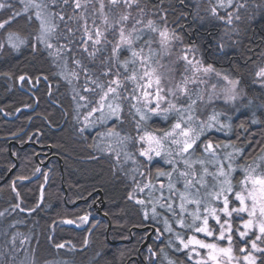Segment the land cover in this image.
Instances as JSON below:
<instances>
[{
  "label": "trees",
  "instance_id": "1",
  "mask_svg": "<svg viewBox=\"0 0 264 264\" xmlns=\"http://www.w3.org/2000/svg\"><path fill=\"white\" fill-rule=\"evenodd\" d=\"M71 1L64 6L63 0H60L57 6L62 9L61 13L65 15L66 20L71 10ZM203 1L204 3L198 4V0H184L181 4L180 0H138V13L140 9H144L146 15L141 14V19L145 22L147 19H153L159 23L160 17L166 11L167 27L180 37L179 47H194L206 66L212 65L215 72L227 76L228 79L240 81L244 92H247V100H244L246 106L241 107L239 111L234 109L235 113L232 111L225 113L218 107L210 113V115L214 112L220 113L221 122L229 127L219 131L216 128L206 130L198 141L200 147L191 156L186 154L189 161L195 162L193 168L196 174L203 175V167L199 166V161H205L204 167L209 166L208 171L215 173L219 163L227 164V153H234L236 149H240L241 155L234 157L233 166L237 168L231 178L237 190L242 178L239 167L252 164L264 154V93L261 89L251 87L255 81V69L260 65V58L264 52V0H233L231 8L218 10V14L223 17L227 16L228 11L235 12L240 17L236 19V28L233 32V35L239 38V46H227L223 50L220 49L218 39L225 26H222L220 19L210 13L217 0ZM224 2L227 3V0ZM240 4L244 7H237ZM156 5L162 9L159 16L155 14ZM52 10L54 11L50 7V11ZM3 19L5 16L0 15V21ZM54 21L59 25L57 34L63 33L65 25L59 20V16ZM70 23L73 26L74 19ZM35 30H38L36 22L29 24L25 15L18 18L10 28L3 30L5 33L15 32L25 40V45L15 51L4 41L0 43L4 45L0 48V182L14 168L10 177L4 183H0V215L9 212L7 216L0 218V252L3 254L0 264H5L10 255L9 243L13 245L15 241H20L16 236V239L12 238L11 225L6 226L9 221L20 222L22 226L17 227L18 230L28 233L26 236L32 245L27 253L34 258L36 264H44V260L41 259H49L51 264H65L64 261L67 264H148V261L150 264H168L169 260L175 264H193L188 261L186 252L175 250L178 245L176 233L186 239L188 235L193 234L191 230L179 228L175 219L168 214L167 218L173 232L163 231L166 210L159 206L163 203L159 200L161 196L159 188L162 182L165 186L163 196L168 197L169 178L167 176L158 178L156 175L158 167L164 172L173 171V166L166 163V160L177 161L176 167L180 171L185 170L184 161L175 154L163 155V159L156 158L158 164L150 168L151 183L157 189L151 196L154 202L158 201L157 217L152 216V203L145 206L135 203L136 199H150L149 190L146 189L143 193L136 192L134 198L130 200L128 197L134 192V186L113 172L115 166L110 162V157L102 156L95 160L92 157L94 154L90 151L98 136L108 131L113 122L109 121L106 124L95 122L85 131H81L85 126L84 115L88 109L81 107L80 112H76L69 85L55 72L59 70L54 64V58L38 44L34 38ZM145 32L144 39L156 35L148 33L146 29ZM60 43L64 41L61 39ZM142 44L143 40L138 41L137 49ZM108 50L110 51V48ZM129 55L130 53L125 51L121 60ZM152 57L159 59L160 53L152 52ZM63 60L68 69L66 71L69 72L71 60L67 56H64ZM84 60L91 68L92 62L86 55ZM41 74L48 79L41 80L37 86L35 85L36 91L32 92L34 98L18 89L19 76L30 75L35 82V77ZM80 85L85 86L84 83ZM21 87L30 91L26 82ZM35 102L32 112L21 111L15 120L6 119H12L22 107L32 108ZM180 107L186 106L179 105L178 108ZM204 111L208 115L206 110ZM123 115L124 123L116 125L113 131L129 137L136 136L135 124L128 114L127 105L124 106ZM95 116H99V113H95ZM177 118L178 114L175 112L169 114L167 121L161 116H153L142 122V128L144 131L161 135L163 131L170 129L171 123ZM253 120L256 123H253ZM196 130L198 131V128ZM208 141L214 145H221L216 149V157L203 151V144ZM39 150L48 154L39 155ZM217 157L219 161L215 159ZM45 162L47 164L43 165ZM143 171L145 172L143 183L145 181L147 183L148 166L143 168ZM172 183L177 190L175 203L179 211V192L184 191V179L179 176V172L173 174ZM203 183H207L209 190H212L217 181L212 175H207L204 176ZM196 188H199V195L196 194ZM189 191L195 198L207 200L205 189L199 184ZM98 192L101 193L104 202L100 215L94 209ZM233 205L237 206L236 202ZM203 207L202 204L201 209ZM192 209V205H189L188 210ZM145 211L148 213L147 219L144 216ZM83 216H87L88 221L83 222L86 228L81 231L59 224L65 220L75 222ZM187 222L191 223L190 216L187 217ZM145 227L154 228L155 232L147 246L141 249L146 234L151 230L140 231ZM157 229L163 233L159 239ZM252 237L253 234L248 239L251 240ZM235 241L243 245L242 247H248L250 244L246 245L241 241L233 230L232 243ZM57 245L63 247L58 248ZM149 248L157 255L153 256ZM44 250L49 254L45 255ZM257 264H264V254L257 255Z\"/></svg>",
  "mask_w": 264,
  "mask_h": 264
},
{
  "label": "snow or ice",
  "instance_id": "2",
  "mask_svg": "<svg viewBox=\"0 0 264 264\" xmlns=\"http://www.w3.org/2000/svg\"><path fill=\"white\" fill-rule=\"evenodd\" d=\"M75 9L82 7L81 0H73ZM112 6H119L123 3L127 8H132L135 5L139 8L138 0H109ZM23 4V12L12 10L14 6L11 3L0 0V10L9 9L12 10L10 15L0 21V29H8L13 23L17 22L18 18H23L27 14V22L29 24L40 22V34L36 37L39 44H43L51 54V50L55 48L56 55L63 58L67 56L71 62L76 65L79 71H73L71 75L77 79L80 74L83 73L85 78V86L82 89L84 95L81 92H76L73 99L77 100L78 107L87 108L88 111L84 115L85 126L81 131H85L89 125L99 122L100 124H106L112 121L113 124L109 127L106 135H119L118 132L113 131L116 125H122L124 123V106L127 105L128 114L133 118L137 136L135 138L125 136L122 138V143L128 140H135V144L138 145L139 157H143L142 163L148 166L149 180L147 183L134 181L136 188L133 193L129 194V199H133L136 192L143 193L145 190H149L150 199H136L135 203L141 206H145L147 203H152V216L155 218L159 214L157 212L156 203L151 199L152 193L157 189L151 183V166L158 164L156 158L163 159V150L165 144L175 146V155L180 157L185 164V170L180 171L176 167L177 161L169 159L165 162L173 166L172 172H164L157 168V177L169 178L168 191L169 196H163L164 184L160 183L159 191L161 196L159 200L160 207L166 210V218L164 220V232L172 233L173 227L167 218L170 214L176 221V225L181 229L191 230L192 235H188L185 239L181 234L176 233V239L178 245L175 250L177 252H186L188 261H194V264H232L233 259V224L234 218L239 217L241 219V228L243 230H237V234L245 244L251 245V251L247 247H241L240 252L243 253V264H257V256L255 253L264 254V248L260 247L258 241L264 242V157H260V164L253 161L252 164H246L243 167L244 177L239 182V190H236L232 184V172L235 171L233 167L234 157L241 155V150L236 149L234 153H227V164L223 162L217 165V171L210 173L207 167H204L205 161H199L203 167V175H197L196 170L193 168V161H189L186 158L191 156L199 147L198 141L206 130L216 128L218 131L223 130L229 125L221 122L220 113H213L208 117L207 121H201L199 124V130L193 127L197 117L195 105L196 99H191V103L187 107L177 108V103L173 100H168L167 96H172L176 101L179 100V94H188L186 85L189 82L195 83L198 80L196 73H210L213 72V66L208 65L201 67L199 61L189 57V52H195L194 47H186L183 49L178 59L183 60L186 68L185 71H192V77L184 76L180 84H177L175 88H166L162 84V76L157 73L156 69L152 67L150 61L152 57V46L156 43L160 45L162 53L169 51L172 42L180 40L173 30L167 27V12L160 17L159 23L153 19H147L146 23L144 19H136L132 24L131 30L127 27V22L132 20L131 13H124L119 16L118 20L109 22L106 15L103 16L105 27L97 26L95 20L92 25L89 26L87 21L81 26L76 24L75 27L70 23L74 17L69 16L67 20L64 14H57L50 12L49 8H55L60 3V0H21ZM64 5L69 4V0H63ZM183 4L184 0H180ZM233 0H217V4L213 5L210 9V13L217 19H224L226 23L231 24L233 21V13L228 11L227 16L223 17L218 14L219 9L231 8ZM105 5L101 0L100 8L103 15V9ZM147 7V5H145ZM155 7V14L160 15L162 11L159 5ZM239 8H243L244 5H237ZM31 9H35L34 19L30 12ZM142 15L145 14L144 9H140ZM59 16V20L64 23L65 28L63 33L57 34L59 25L54 24V18ZM81 17H76L79 19ZM235 19H240L239 15L235 16ZM161 25H163L161 27ZM118 26V27H117ZM139 26V27H138ZM111 29L113 39L109 40L106 33ZM147 30L148 33L156 34L144 39ZM118 33V38H117ZM157 36L159 39L157 40ZM55 37L56 43H52V39ZM11 47L18 48L22 40L16 35L15 32H9L7 37ZM64 43H60V40ZM143 40V44L137 49L136 45L138 41ZM109 45L110 51L108 50ZM4 47L0 44V48ZM36 46H34L35 48ZM145 48L148 49V53L145 54ZM125 51H128L130 55L121 60V56ZM92 62V67L84 64L83 58ZM79 57V58H78ZM98 61V63H96ZM218 76L220 73H216ZM5 75H7L5 73ZM256 77L264 80V67L259 68L256 72ZM21 82H26L33 87L39 84L41 80H47L48 77L41 74L35 77V82L30 75H21L18 77ZM224 79H228L227 76ZM229 84L233 86L236 81L229 80ZM184 85V86H181ZM78 97V99H77ZM199 99L202 100V97ZM225 99H235V94L232 89L227 90L225 93ZM84 102V103H81ZM167 103V107L163 104ZM177 113L178 118L175 122L171 123L170 129L163 131L162 135L152 132L144 131L142 128V122H146L153 116H161L165 121L168 120L170 113ZM95 113H99V116H95ZM187 113V115H185ZM138 117V119H137ZM253 123H256L253 120ZM230 146V145H229ZM221 145H214L211 141L203 144V151L216 157V149ZM228 147V146H225ZM173 155L171 150L167 153ZM39 171V169H37ZM175 172H179V176L184 179V191L179 192L180 203L178 205L179 211H177L175 197L177 190L172 183V177ZM144 176V173H140ZM212 175L217 181L216 185H213L212 190L206 193L207 201L204 199H197L192 197V193L189 191L191 188L196 187L197 184L200 187L206 188L207 185L203 183L204 176ZM218 189V190H217ZM15 191V188H13ZM196 194L199 195V188H196ZM220 202L222 207L214 206L211 202ZM234 202H238V206H232ZM193 204L196 206L195 211H189L187 205ZM204 205L203 212H201V205ZM19 207V205H16ZM247 215V219H243L244 215ZM145 219L148 218V213H144ZM191 217V223L187 222V217ZM226 217L227 219H222ZM214 220L219 225V234L216 235L213 228L210 227L209 221ZM87 216L80 217L81 222H86ZM64 223L72 224V220H65ZM255 229L256 234L254 240L248 239L249 233ZM163 233L157 229V239ZM197 234H202L204 237L213 238L216 241H228L227 247H221L215 242H206L205 239L198 238ZM57 247H63V245H57ZM200 250H206V256L201 254ZM152 252V249L149 248ZM163 254V250H161ZM153 256L157 254L152 252ZM195 258V259H194ZM168 264H175L174 261L169 260Z\"/></svg>",
  "mask_w": 264,
  "mask_h": 264
},
{
  "label": "rangeland",
  "instance_id": "3",
  "mask_svg": "<svg viewBox=\"0 0 264 264\" xmlns=\"http://www.w3.org/2000/svg\"><path fill=\"white\" fill-rule=\"evenodd\" d=\"M4 2L11 3L14 6V8L12 9L14 11L23 12V10H24L23 4L21 3V0H4ZM100 3H101V0H81L82 7L80 9H75L74 2L72 0L71 1V7H70L71 10H70V13H68V16L74 17L75 23H74L73 27H75L77 23L82 26L85 23V20L87 21L89 26H91L93 20H95V23L97 26L105 27L104 19H103L104 15H106L108 17L109 22H113L115 20H118L119 16L121 14L130 12L131 17L133 19L127 22V27L129 30H131V27H132V24L134 23V21L136 19H141V12L138 13L139 9L135 5H133L132 8H127L123 3H121L119 6H112L110 4L109 0H103L105 7L103 9V15H102ZM197 3L202 4V3H204V1L198 0ZM51 9H54V11L53 10L50 11V8H49L50 12L62 14L61 13L62 9H59L58 7L51 8ZM12 10H9V9L0 10V15L5 16V18H7L10 15V12ZM6 12H8V13H6ZM30 12L32 13L33 19H34L35 9H31ZM232 13H233V21L231 24L226 23V20H224V19H220L221 23L223 24L222 26H225L223 28L221 34H220V38L218 39V41L221 45L220 49H222V50H223V48H225L227 46H230V47L239 46L238 36L233 35V32L235 31V28H236V26H235L236 25L235 24L236 23V19H235L236 13L235 12H232ZM25 15H27V14H25ZM57 17H58V15L54 18V20ZM76 17H81V18L76 19ZM35 22L37 24L38 30H35V32H34L35 33L34 38H36L40 34V22L39 21H35ZM53 22H54V24H57V22H55V21H53ZM3 30L4 29H0V38H1L0 43H2L4 41V43L6 45H8L11 49H14L13 47H11V45L7 39L8 35H9V31H6V33H5V32H3ZM58 30L59 29H57V31ZM106 35L108 36L109 40L113 39L112 34H111V29L108 30ZM18 37L20 40L23 41V43H21L18 48L14 49L15 51L25 45V40L20 36H18ZM117 38H118V33H117ZM54 39H55V37H53V39L51 41L52 43H54ZM36 41H37V39H36ZM233 42L236 44L234 45ZM39 45L42 47V49H44L45 51H47L50 54L49 50H47L43 44H39ZM110 47L111 46L109 45L108 49ZM152 48H153L154 53H157V52L160 53V58L155 59L154 57H151L150 63L152 65V67L156 69L157 73L162 76V84L166 88H175L177 84L181 83V81L185 75H187L188 77H192V75H193L192 71L186 72L185 71L186 65H185L184 61L178 59V56L182 54L183 49H184V48L179 47V40L173 41L169 51L166 53L161 52L160 45L158 43L154 44L152 46ZM147 50L145 51V54H147ZM174 50H176V52ZM176 53H177V55H175ZM50 55H52V57L54 58V60H53L54 64L56 65V67L59 70V71L55 70V72L57 74L59 73V75L67 81V83L69 85V91H70L72 98L76 92L83 93L82 89L84 86L80 85L83 83L85 84V78H84L83 73L80 74L78 79L75 76L71 75V73L73 71H79L76 68V65H74L72 62L68 66L70 68V71L69 72L66 71V70H68V69H66V64H65L63 58L56 55L55 48L53 50H51ZM263 56H264V52L262 54V58H260L261 59L260 65L257 66V68L255 69V72H254L255 81H254V84H251V87L254 86V88L261 89V91L264 93V80H261L258 77H256V72L259 70V68L264 67V57ZM189 57L190 58L194 57V59L196 61H199L202 68L206 67V65L203 63V61H201L200 54L196 50H195V52H189ZM83 62H84V64L88 65L87 61L84 60V58H83ZM216 73H219V72L213 71V72L205 74L201 71V72L196 73V76L198 77L197 82H195V83L189 82L186 85V87L188 89V94L187 95H185L183 93L179 94V100L178 101H176L175 98H173L172 96H167L168 100H173L174 102L177 103V108L179 105H185L187 107V105L191 103V99L197 100V104L195 105V110H196L195 114H196L197 119H196L195 123L193 124V127L198 128V130H199L200 122L201 121H207L208 115L210 116V113L214 109H217L218 107H220L222 112L225 111V113H226V112H230V111L234 112V109H237V111H239L241 109V107L246 106V104L244 105V100H247V98H246L247 92L246 91L244 92L245 89L241 87L240 81L232 80L230 78L226 80V79H224L223 74L220 73V75L218 76ZM229 80L236 81V84L234 86L232 84H229L228 83ZM181 86H184V85H181ZM229 89L233 90V92L235 94V99L226 101L225 93ZM83 94H87V93H83ZM200 97H202V100L199 99ZM77 99H78V97H77ZM73 100H74V104H75L74 108H75L76 112H80V110L82 108L78 107L77 100H75V99H73ZM163 106L167 107V103H164ZM204 110H206V113L208 115L205 114ZM201 113H202V116H201ZM203 114H205L206 117H203V116H205ZM185 115H187V113H185ZM107 132L108 131H104L103 134H100V136H98V138L94 142L93 147L90 149V151L94 154V155H92V157H94L95 160L97 159V157H102V156H106L108 158L110 157V162L113 163L115 166L113 172L117 173L120 179L126 180L129 185L132 184L134 186L133 189L135 190L136 184L134 183V181L142 182V183L144 182V180H143L144 176H141L140 173L143 172L145 174V172L143 171V168L146 167V164L142 163L144 158L139 157L138 150H137L138 145L135 144L134 139L124 141L122 143L121 142L122 138H124L125 135H123L120 132H118L119 133L118 136L117 135H112V136L106 135ZM126 136H128V135H126ZM136 136H133V138H135ZM169 150H171V152L173 154H175V151H176L175 146H170L169 144H165V147L163 150V155H168L167 153L169 152ZM261 156L264 157V154H262ZM215 159L219 161L218 157ZM259 161H260V159L257 160L256 163L260 164ZM198 164L200 167H202L200 163H198ZM233 165H234V163H233ZM244 166L239 167L240 172L242 173L241 180L244 177V172L242 170V168ZM233 167L236 171L237 167L236 166H233ZM235 171H233V172H235ZM233 172H232V175H233ZM62 178H63V176H62ZM145 183H146V181H145ZM205 184L207 185V183H205ZM215 184H217V183H215ZM204 189H205L206 193L208 191H211V190H209L208 185ZM237 190H239V188ZM193 195L194 194L192 193V197L195 198ZM99 197H100V195L98 196V199H99ZM98 199L94 202V208L95 209H97L96 207H99V204H100ZM211 203L214 206H219V207L223 206L222 203H220V202L213 201ZM236 204L238 206V202H236ZM189 205H192V207H193L192 211L196 210L195 205H193V204H189ZM189 205H187V207ZM232 206H236V205L232 204ZM200 210H201V212H203V209H200ZM98 211L102 212V209L98 210ZM8 213L9 212L1 213L0 218L3 216L4 217L7 216ZM247 218L248 217L245 214L243 216V219H247ZM222 219H227V218L222 217ZM78 223L80 225L83 224V222H81V221H78ZM209 223H210V227H212L214 232L216 233V235H218L219 234V225H217L215 223V221L211 220V219H210ZM232 224H233V230L236 231V233H237L238 229L243 230L241 228V219L239 217L234 218L232 221ZM10 225H11L10 232L13 233L12 238L16 239V237H17L20 241H15L13 243V245L9 243V245H11V248H9L8 254L10 253V255L8 256L5 264H36L34 258L33 257L31 258V256L28 255V253H27L28 248H31V245H32V243L29 244V239L26 236L28 233H26V232L22 233L17 228L19 226H22V224L20 222H16V221H9V223H6V226H10ZM5 231H6V229L3 232H5ZM252 234L254 237H252L251 240H254L255 236H256V234H258V232L255 229H253V231H251L249 233V236H251ZM147 235L148 234H146V236ZM197 235H198V238L205 239L206 242H210V243L215 242V243H218L221 247H227L228 246V241L226 239L223 241H216L214 239V237L208 238V237H204L202 234H197ZM146 236H145V240H146ZM257 243L259 244L260 247L264 248V242L258 241ZM54 245L56 246V244H54ZM236 245H240L241 247L243 246L241 244H237L236 241L234 244L232 243L233 255L235 257V259H233V261H232V264H243L242 257L244 254L240 252L241 247H238ZM51 247H52V245H51ZM247 248L249 251H251V245L250 244ZM200 251H201L202 255L206 256V250H200ZM44 252H45V255L49 254L46 250H44ZM258 254L259 253H255L256 256ZM2 255L3 254H1V252H0V261L3 258ZM37 255H35V256H37ZM41 260H44L43 261L44 264H51L48 261L49 259H41ZM190 262L194 264V261H190ZM64 263L67 264L66 261H64ZM148 264H150V261H148Z\"/></svg>",
  "mask_w": 264,
  "mask_h": 264
},
{
  "label": "water",
  "instance_id": "4",
  "mask_svg": "<svg viewBox=\"0 0 264 264\" xmlns=\"http://www.w3.org/2000/svg\"><path fill=\"white\" fill-rule=\"evenodd\" d=\"M33 110H34V109H32L31 111H33ZM21 111L28 112V111H30V110H28V109L18 110L13 118H16V117L18 116V114H19ZM10 154H11V153H10ZM13 171H14V168H12V169L8 172V174L6 175V177L4 178V180L1 182V184L4 183V182L10 177V175H11V173H12ZM41 193H42V190L40 191V196H39L40 198H39V201H41ZM98 193H99V195H100V197H99L98 200H99L100 204L103 205L104 202H103V199H102V195H101L100 192H98ZM98 214L100 215L101 212L98 211ZM63 223H64V222H63ZM64 225H65L66 227H71V228H75V229H78V230H79V228H77L73 223H72V224H66V223H64ZM86 226H87V225H86ZM85 228H86V227L82 228V230L85 229ZM108 228H109V226H108ZM148 229H151V228H150V227H145L144 229H141L140 231H145V230H148ZM90 232H91V231H90ZM90 232L88 233L87 238H88ZM154 232H155V229L152 228V229L150 230V232L148 233V235L146 236V240H145V242L142 244L141 249H143L144 247L147 246V244L149 243V240H150V238H151V236H152V234H153ZM87 238H86V242H87ZM86 242H85V244H86Z\"/></svg>",
  "mask_w": 264,
  "mask_h": 264
},
{
  "label": "flooded vegetation",
  "instance_id": "5",
  "mask_svg": "<svg viewBox=\"0 0 264 264\" xmlns=\"http://www.w3.org/2000/svg\"><path fill=\"white\" fill-rule=\"evenodd\" d=\"M25 82H21L19 79L17 80V87H18V89L21 91V92H24L26 95H28V96H30L31 98H34L33 97V95H32V92L33 91H36V88L37 87H33L32 85H30V84H28V87H29V89H30V91H26L25 89H22V85L24 84ZM37 86V85H36ZM35 105H36V102L34 103V108H35ZM33 108V109H34ZM29 110H32V109H29ZM42 152V150H39V155H47L48 153L46 152H44V153H41ZM47 160H49V159H47ZM85 225H84V223L81 225V227H84Z\"/></svg>",
  "mask_w": 264,
  "mask_h": 264
},
{
  "label": "bare ground",
  "instance_id": "6",
  "mask_svg": "<svg viewBox=\"0 0 264 264\" xmlns=\"http://www.w3.org/2000/svg\"><path fill=\"white\" fill-rule=\"evenodd\" d=\"M34 108V106L31 108V107H22V108H20L19 110H22V109H33ZM23 112H25V111H23ZM28 112H31V111H28ZM17 118V117H16ZM16 118H6V119H8V120H15ZM45 164H47V162H45L43 165H45ZM104 205V204H103ZM103 205H101V204H99V207H96L97 209H96V211H97V214H98V210H101V209H103ZM95 209V208H94ZM99 215V214H98ZM78 221H80V220H78ZM78 221H73V224L77 227V228H79V230L78 229H75V228H71V227H67V228H70V229H73V230H76V231H81L82 230V227H81V225L78 223ZM88 221V220H87ZM64 222V221H63ZM59 223V224H61V225H63V226H65L64 225V223ZM98 224V223H97ZM96 224V225H97ZM66 227V226H65ZM58 248H61V247H58Z\"/></svg>",
  "mask_w": 264,
  "mask_h": 264
}]
</instances>
